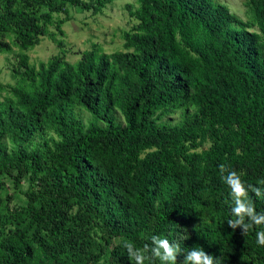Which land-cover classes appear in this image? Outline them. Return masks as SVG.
<instances>
[{"label": "trees", "instance_id": "1", "mask_svg": "<svg viewBox=\"0 0 264 264\" xmlns=\"http://www.w3.org/2000/svg\"><path fill=\"white\" fill-rule=\"evenodd\" d=\"M114 1L0 0V54L22 52L14 102H0V137L27 140L44 127L63 135L51 160L0 151V176L15 185L27 177L39 189L25 193L13 239L0 242V264H82L84 255L98 264L105 253L106 264H134L125 242L140 249L153 235L175 242L185 232L182 253L201 247L216 264H264L256 244L264 225L243 236L226 224L232 207L218 205L230 197L221 165L264 189V0L247 1L249 22L218 0H135L125 7L135 21L123 33L126 52L92 45L75 64L62 56L29 64L24 51L64 36L68 4L96 14ZM177 103L193 112L173 126L156 123ZM75 107L91 117L86 127ZM203 142L210 146L199 151ZM249 198L264 213V194ZM74 210L98 226L97 248L78 242L87 233L70 227ZM59 232L68 233L67 252L48 244Z\"/></svg>", "mask_w": 264, "mask_h": 264}, {"label": "rangeland", "instance_id": "2", "mask_svg": "<svg viewBox=\"0 0 264 264\" xmlns=\"http://www.w3.org/2000/svg\"><path fill=\"white\" fill-rule=\"evenodd\" d=\"M248 0H218L220 4L225 5L230 13L235 14L243 22H249L250 18L247 13L246 3ZM126 5L133 7L137 6L135 0H116L107 4L98 13L85 11L81 7H73L67 5L68 21L62 25L64 36L55 35V37H44L38 45L24 51L28 56L29 64L37 67L40 63H48L55 56H62L67 62L75 64L83 52L90 50L92 45H97L98 48L106 54L117 52H126L123 50V33L131 30L135 25V21L129 17ZM54 18L64 19V15H55ZM250 32H257L255 27L249 29ZM61 42L62 45L58 43ZM22 53L17 47L9 53L0 54V102L7 101L12 98L10 90L17 84L19 76L15 73L18 65V54ZM161 112V111H160ZM156 123H162L169 126L179 124L185 114L193 112V108L189 104L177 103L164 110ZM74 115L81 118L84 127L88 125L91 117L81 108H74ZM117 126H121V117L118 112H115ZM63 135L55 131L53 128L44 127L35 131L29 139L25 140L17 137H9L4 135L0 137V151L7 155H11L16 151L23 152H39L48 160H51L54 155V143L60 141ZM210 144L203 142L200 150L208 149ZM37 182L30 184L28 178L20 180L18 185L13 183V179L9 176H0V242L13 239L15 223L22 217V212L26 208L27 200L25 193L37 192ZM219 206L233 207L231 197L221 199L218 202ZM75 216L77 218H75ZM69 224L72 229L78 225L76 234H79V227H83L86 235L83 240L79 236V243L82 247L86 244H91L92 249L98 247L101 242L100 231L98 226L93 221L80 222L76 210L68 215ZM48 244L50 247L57 249L59 252L70 250L68 233L59 232L49 233L47 235ZM119 243L114 240L113 244L108 247L109 250ZM37 251L36 257H39ZM82 264H92V255L82 256ZM108 255L105 253L101 256L98 264H106ZM36 264H46L40 261Z\"/></svg>", "mask_w": 264, "mask_h": 264}, {"label": "clouds", "instance_id": "3", "mask_svg": "<svg viewBox=\"0 0 264 264\" xmlns=\"http://www.w3.org/2000/svg\"><path fill=\"white\" fill-rule=\"evenodd\" d=\"M220 172L234 205L231 208L232 218L227 220V226L233 231L237 228L241 229V234L244 236L253 227L264 225V213H258L249 198V191L260 197L264 194V189L246 186L237 172L230 171L223 165L220 166ZM260 183L264 184V181ZM186 233L180 235L175 242L153 235L151 245L145 244L143 248L138 249L131 242H125L124 247L134 264H146V262L154 264L157 259L160 264H178L179 255L184 256L182 264H216V258L201 247H192L187 253H182L181 242L189 238ZM256 244L264 246V230L256 233Z\"/></svg>", "mask_w": 264, "mask_h": 264}]
</instances>
